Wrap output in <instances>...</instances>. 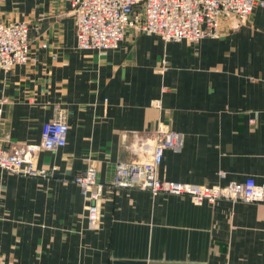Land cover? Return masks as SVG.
<instances>
[{
  "label": "crops",
  "instance_id": "obj_1",
  "mask_svg": "<svg viewBox=\"0 0 264 264\" xmlns=\"http://www.w3.org/2000/svg\"><path fill=\"white\" fill-rule=\"evenodd\" d=\"M0 22H26L30 46L26 64L0 70L3 149L39 144L57 110L68 127L65 146L37 154L47 177L0 171V264H264L263 203L111 185L160 124L183 139L164 151L160 179L264 183L263 7L237 28L222 21L219 38L129 32L103 54L76 47L69 0H0ZM89 166L103 185L93 229L73 183Z\"/></svg>",
  "mask_w": 264,
  "mask_h": 264
},
{
  "label": "built area",
  "instance_id": "obj_2",
  "mask_svg": "<svg viewBox=\"0 0 264 264\" xmlns=\"http://www.w3.org/2000/svg\"><path fill=\"white\" fill-rule=\"evenodd\" d=\"M69 4L76 47L102 54L117 49L129 32L156 35L164 42L197 43L205 38H219L222 21L230 17L231 27L237 28L249 19L256 6L264 8V0H69ZM28 32L26 22H0V70L7 72L29 61ZM2 104L0 99V107ZM159 105V102L154 104ZM67 131L65 113L57 110L55 117L42 125L39 144L20 145L6 151L0 143V171L47 177L49 173L36 166L37 154L55 152L65 146ZM137 143L115 165L111 181L114 188L186 196L195 205L221 200L264 204V183L209 186L160 179L157 172L164 151L179 152L183 145L182 135L165 125L160 124L153 133L137 138ZM73 183L85 201L87 227L93 229L98 222L103 185L92 166L75 176Z\"/></svg>",
  "mask_w": 264,
  "mask_h": 264
},
{
  "label": "rangeland",
  "instance_id": "obj_3",
  "mask_svg": "<svg viewBox=\"0 0 264 264\" xmlns=\"http://www.w3.org/2000/svg\"><path fill=\"white\" fill-rule=\"evenodd\" d=\"M156 36V35H155Z\"/></svg>",
  "mask_w": 264,
  "mask_h": 264
}]
</instances>
